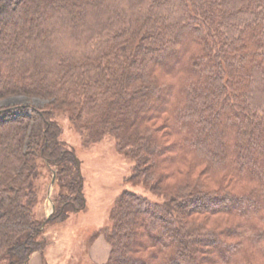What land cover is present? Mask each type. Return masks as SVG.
<instances>
[{"label":"trees","instance_id":"16d2710c","mask_svg":"<svg viewBox=\"0 0 264 264\" xmlns=\"http://www.w3.org/2000/svg\"><path fill=\"white\" fill-rule=\"evenodd\" d=\"M15 97L45 102L0 104V264H28L86 207L59 112L87 142L116 136L148 189L116 197L103 264H264V0H0V101Z\"/></svg>","mask_w":264,"mask_h":264},{"label":"rangeland","instance_id":"374dc122","mask_svg":"<svg viewBox=\"0 0 264 264\" xmlns=\"http://www.w3.org/2000/svg\"><path fill=\"white\" fill-rule=\"evenodd\" d=\"M9 16L6 15L4 21ZM44 102L45 100L39 98L15 97L1 100L0 104L40 105ZM158 103H161V98ZM54 117L61 125V138L68 146L75 149L81 159V170L84 175L83 190L87 202L85 208L70 211L64 220L51 221L45 226L41 234L46 241L44 254L42 253L43 262L97 264L88 256V249L90 243L98 237L97 232L109 224L110 211L116 197L125 189L146 194L148 189L141 181L134 183L126 180V176L132 171L133 161L122 150L116 136L107 134L100 140L87 142L85 134L74 126L68 113L59 112ZM41 172L37 181L40 202L36 206V213L39 218H44L55 212L60 187L56 184L55 190L49 194V187L55 182L53 181L55 173H52L51 168L47 166H43ZM149 195L154 200H161L155 193Z\"/></svg>","mask_w":264,"mask_h":264},{"label":"crops","instance_id":"0c3cea01","mask_svg":"<svg viewBox=\"0 0 264 264\" xmlns=\"http://www.w3.org/2000/svg\"><path fill=\"white\" fill-rule=\"evenodd\" d=\"M88 251V256L92 261L96 262L97 264H103L109 258L111 246L103 235H98V237L90 243ZM28 264H44L42 252L35 251L31 255Z\"/></svg>","mask_w":264,"mask_h":264},{"label":"water","instance_id":"95a60500","mask_svg":"<svg viewBox=\"0 0 264 264\" xmlns=\"http://www.w3.org/2000/svg\"><path fill=\"white\" fill-rule=\"evenodd\" d=\"M54 178H55V176H53V181H54ZM52 183H53V182H52ZM52 183H51V185H50V187H49V194H51V192H52V188H53V187H52V186H53ZM47 218H49V216H48Z\"/></svg>","mask_w":264,"mask_h":264}]
</instances>
